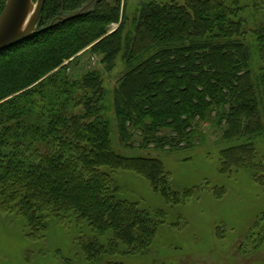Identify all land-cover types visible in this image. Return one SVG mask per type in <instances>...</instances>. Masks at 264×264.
<instances>
[{
	"label": "trees",
	"instance_id": "1",
	"mask_svg": "<svg viewBox=\"0 0 264 264\" xmlns=\"http://www.w3.org/2000/svg\"><path fill=\"white\" fill-rule=\"evenodd\" d=\"M239 5L140 3L130 19L120 0H45L37 33L0 52V212L20 217L31 240L51 220L75 231L89 262L143 254L163 213L124 199L114 175L175 202L147 153L190 150L203 125L234 143L220 152L222 173L246 169L264 185L253 141L264 135V17L248 28L264 0ZM89 46L102 70L73 77L63 62ZM118 58L109 98L102 75Z\"/></svg>",
	"mask_w": 264,
	"mask_h": 264
},
{
	"label": "rangeland",
	"instance_id": "2",
	"mask_svg": "<svg viewBox=\"0 0 264 264\" xmlns=\"http://www.w3.org/2000/svg\"><path fill=\"white\" fill-rule=\"evenodd\" d=\"M184 1L120 0V8L131 19L140 3ZM217 1L231 4L234 0ZM258 1L238 0V3L248 6ZM263 17L264 7L255 18L248 19L249 30L262 22ZM121 20L122 14L117 24L108 27V35L118 29ZM91 47L63 62L66 67L72 62L67 70L70 75L79 77L85 69L102 70L97 60L100 57L88 52ZM121 68L118 58L111 72H103L109 98ZM253 141L256 157L264 167V135ZM233 145L222 142L218 132L203 125L194 135L190 150L148 152L147 155L158 157L169 173L171 189L177 193L175 202L161 198L146 180L135 174L115 173L124 199L137 203L143 210L163 213L143 254L114 255L89 262L77 246L75 231L51 220L45 237L31 240L25 235L20 217L0 212V264H264V185L255 182L246 169L230 174L221 172L220 152ZM255 238L260 244H253Z\"/></svg>",
	"mask_w": 264,
	"mask_h": 264
},
{
	"label": "water",
	"instance_id": "3",
	"mask_svg": "<svg viewBox=\"0 0 264 264\" xmlns=\"http://www.w3.org/2000/svg\"><path fill=\"white\" fill-rule=\"evenodd\" d=\"M45 0H6L0 12V52L20 44L37 33L38 19ZM88 8L84 6L77 14ZM75 15L61 18L70 20Z\"/></svg>",
	"mask_w": 264,
	"mask_h": 264
}]
</instances>
